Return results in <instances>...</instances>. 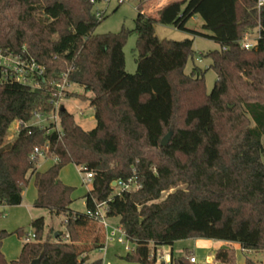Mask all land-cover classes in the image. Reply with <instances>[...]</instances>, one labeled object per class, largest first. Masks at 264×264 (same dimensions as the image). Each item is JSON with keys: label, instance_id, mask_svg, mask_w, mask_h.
Instances as JSON below:
<instances>
[{"label": "trees", "instance_id": "1", "mask_svg": "<svg viewBox=\"0 0 264 264\" xmlns=\"http://www.w3.org/2000/svg\"><path fill=\"white\" fill-rule=\"evenodd\" d=\"M101 1L0 0V51L18 58L24 68L35 66L26 69V80H18L17 71L0 65V206L20 205L34 176V206L65 215V231L54 241L45 239V218L33 219L34 239L11 262L2 252L11 233L0 230V264H30L41 254L40 264H102L101 258H89L103 246L98 224L71 208L75 188L60 179L68 164L93 171L87 210L106 202L107 216L119 218L134 245L127 261L157 264L153 252L170 246V264H197L190 261L192 250L180 256L173 251L176 242L190 238L264 251V6L259 9L257 0H171L149 15L144 10L150 0H138L137 70L130 74L123 47L132 30L95 34L106 18L94 8ZM195 15L207 33L187 28ZM156 24L219 44L201 54L217 74L210 93L206 70L194 65L185 73L195 55L193 39H160ZM255 30L257 44L245 49L242 41ZM65 79L93 94L64 91L67 98L90 102L96 119L91 130L77 124L66 108L56 107V84ZM54 112L58 126L30 123ZM15 121L16 137L7 141ZM169 132L170 141L162 146ZM46 143L49 156L58 161L38 171L31 156ZM130 179L141 187L112 185ZM179 184L185 188L162 199ZM15 233L25 235L20 229ZM214 260L237 264L236 251L220 247ZM245 264L259 262L247 258Z\"/></svg>", "mask_w": 264, "mask_h": 264}, {"label": "rangeland", "instance_id": "2", "mask_svg": "<svg viewBox=\"0 0 264 264\" xmlns=\"http://www.w3.org/2000/svg\"><path fill=\"white\" fill-rule=\"evenodd\" d=\"M159 0H150L145 8H152ZM138 0H125L122 3H119L118 0H105L101 2H96L94 8L96 10L104 12L106 18L99 24L95 30V34L104 35L107 33H117L123 28L132 30L129 35L126 44L123 47V53L125 56V69L128 73L134 74L137 70L136 63V41L137 34L134 31L135 29V18L138 13ZM203 20H189L187 23L188 29H193L198 32L207 33L202 26ZM156 34L160 39H169V40H184L185 38L193 39V49L195 55L193 58H189L188 63L185 68V73L189 74L194 65L201 67L203 70H206L205 73V85L206 91L210 93L214 87V84L217 80L216 72L208 67L211 64L209 58L203 57L201 54H206L209 51H213L219 48V44L215 41L201 35H193L192 33L180 30L172 25L156 24L155 26ZM248 36L249 39L256 40L258 36L257 30L253 31ZM0 61L8 63L11 67H15V57L3 58L0 57ZM21 78L23 74L26 73L23 70L20 71ZM65 91L72 93H78L79 95H84L87 97H93L91 92H86L83 87H80L76 84H70L67 86ZM64 106L69 112H71L77 124H79L85 130H91L96 126V119L94 109L90 106L88 100H83L80 97H70L67 98L65 93L60 95L56 107L60 108ZM59 117L57 113L54 112L48 116L46 115H37L31 120V124L49 126L52 123L58 125ZM18 125V126H17ZM19 127L16 122H13L8 130V135L6 140L12 141L17 134ZM168 134V133H167ZM166 134V135H167ZM264 144V136L262 138ZM44 159L51 158H40V163L46 168L51 164V161H45ZM38 162L36 164L38 165ZM84 173L81 172L74 164H68L65 166L61 173V179L65 184L75 188L73 192V203L71 208L74 211L84 213L87 211L86 207V194L90 191L92 187V182L84 183L83 181ZM184 189V184H179L177 187L172 188L168 191L163 192L162 199L170 192H173L176 189ZM35 179H31L29 176V182L25 190L23 191V201L20 205L17 206H4L6 207L8 216H0V230H6L8 233H11L8 237L4 239L2 244V251L8 261H14L18 259L21 253V238H25L26 234H32L33 229L31 227V222L33 219L43 216L45 218V239L51 241L56 240L53 233V229L56 231H65V222L64 214H50L47 209L37 208L34 206L35 199ZM0 210H3L0 207ZM118 217L111 218V224L117 223ZM22 230L25 235L20 237L17 233V230ZM98 230V227H97ZM99 231V230H98ZM55 232V231H54ZM101 234V233H100ZM118 235H116V238ZM127 241V240H126ZM125 243H120L118 240H114L108 243L106 251H99V249H94L89 254L90 259L103 258L105 257L106 261L113 264H135L133 262L127 261L125 259L126 254L128 253L125 249ZM129 246L134 247V245L129 241ZM170 248V246H168ZM220 247H233L236 251V261L237 264H245L247 258L259 262V264H264V251L263 250H244L238 243L219 241L206 238H197V239H184L176 242L173 246V251L175 255H186L185 249L188 248L193 251L192 255L197 257V264H219L214 260V251Z\"/></svg>", "mask_w": 264, "mask_h": 264}, {"label": "built area", "instance_id": "3", "mask_svg": "<svg viewBox=\"0 0 264 264\" xmlns=\"http://www.w3.org/2000/svg\"><path fill=\"white\" fill-rule=\"evenodd\" d=\"M118 2L119 3L123 2V0H118ZM262 6H264V0H257V7L260 9ZM102 14H104V12L97 10V16L98 17H101ZM258 38H259V34L256 37V40L249 39L247 36L242 41V46L245 49H251V48L255 47V45L257 44ZM9 56L10 55H5L4 53H2L0 51V57L8 58ZM10 57H12V56H10ZM0 65H3L7 68H10V69L17 71L18 72V74H17L18 80H26V75H28V70H26V69L28 68V69L33 71V69L35 68L34 65L28 66V67L25 66V68H24L23 62L20 61L18 58H16L15 67H11L10 64L2 62V61H0ZM22 70L26 73H24L23 77L21 78L20 71H22ZM67 86H70V83L66 79L64 81H62L61 83L56 84V88L58 89L59 97H60V95H62V93H64ZM49 151H50V145L48 143H46L43 146L36 147L31 158H32V160L37 162V161H39L40 158H48L49 157L54 162H57L58 158L49 156ZM78 168H80L81 172L84 173L83 181L85 184L92 181L93 171L89 170L85 166H78ZM112 185L114 187H117V189H119V190H134V189H138L141 187V185L138 184L136 182V180H134V179H130L127 182L114 181L112 183ZM86 213H87L89 218H91L93 221H95L98 224V230L102 234V237H103L102 238V245L103 246L99 249V251H106L108 243L111 241H114L116 239L120 243H125V241L127 240L125 249L127 250V252L132 251L133 247L129 246V244H128L129 240L127 239V236H126L125 232L123 231V229L121 228V226L119 224H111L109 222V217L107 216L106 202L96 204V208L94 210H87ZM116 235H118L117 238H116ZM33 239H34V234L33 233L29 234L28 237H25V243L29 242ZM163 247L164 246L158 247L155 250V252H153V254L151 255V258H154L157 264H161V263L170 264L172 250H171V248L163 249ZM101 259H102V264H113L111 262L106 261L104 256ZM190 261L193 263H197V257L195 255H191ZM81 264H85V263H81Z\"/></svg>", "mask_w": 264, "mask_h": 264}, {"label": "crops", "instance_id": "4", "mask_svg": "<svg viewBox=\"0 0 264 264\" xmlns=\"http://www.w3.org/2000/svg\"><path fill=\"white\" fill-rule=\"evenodd\" d=\"M169 1H171V0H159L152 8H145V10H144V12L145 13H147V14H149V15H156V13H157V11L163 6V5H165L166 3H168ZM199 18H200V16H198V15H195V16H193L192 18H191V20H199ZM202 25H203V23H202ZM17 124H18V121H15ZM18 126V125H17ZM45 161H51L50 163V165L46 168L44 165L42 166V163H40V159H39V162H38V165H37V170L38 171H45V170H47L49 167H51L53 164H54V161L52 160V159H44V162ZM75 165V164H74ZM78 167V166H77ZM63 170V169H62ZM62 170H61V172H60V179H61V173H62ZM31 179H34V176H31ZM62 180V179H61ZM63 181V180H62ZM64 182V181H63ZM36 197H37V189H35V194H34V198L33 199H36ZM72 197H73V194H72ZM0 207H2L3 208V210H0V213H1V215L0 216H4V217H7L8 216V213H7V210H6V207H4V206H0ZM45 209V208H44ZM48 212H49V210H48ZM50 213V212H49ZM113 218H115V217H113ZM110 219L111 218H109V222L111 223V221H110ZM117 219V223H115V224H119V218H116ZM112 224H114V223H112ZM56 232V230H52L51 232L53 233V235H54V233ZM55 237V236H54ZM56 238V237H55ZM4 242V241H3ZM24 243H25V238L23 239V238H21V250H22V247H23V245H24ZM171 248V247H170ZM163 249H169V247L168 246H164L163 247ZM171 250H172V248H171ZM3 252V251H2ZM100 257H98V258H95V259H99ZM95 259H91V260H95ZM10 262V261H9Z\"/></svg>", "mask_w": 264, "mask_h": 264}, {"label": "water", "instance_id": "5", "mask_svg": "<svg viewBox=\"0 0 264 264\" xmlns=\"http://www.w3.org/2000/svg\"><path fill=\"white\" fill-rule=\"evenodd\" d=\"M64 109L65 107L62 106L61 110H64ZM171 136H172V132H169L167 135H165L161 141V145L166 146L169 143ZM62 234H63V231H56L54 233V236L57 238L58 236ZM42 257H43V254H41L38 258L33 259L30 264H40Z\"/></svg>", "mask_w": 264, "mask_h": 264}]
</instances>
